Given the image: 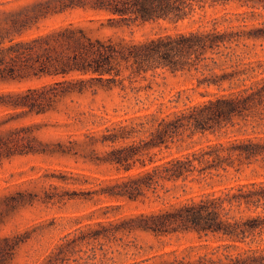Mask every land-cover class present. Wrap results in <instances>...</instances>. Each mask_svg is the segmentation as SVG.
<instances>
[{"label": "trees", "instance_id": "1", "mask_svg": "<svg viewBox=\"0 0 264 264\" xmlns=\"http://www.w3.org/2000/svg\"><path fill=\"white\" fill-rule=\"evenodd\" d=\"M232 1L258 5L256 0H57L41 2L33 13L6 20L0 25V86L48 78L52 81L0 89V164L28 155L73 158L77 163L108 167L116 174L101 178L66 171L59 182L80 186L79 193L68 194V199L144 202L154 197L161 203L173 189L185 188L188 183L241 172L258 163L264 165V134L242 133L249 125L264 126V61L249 59L242 48L249 47V40H264V22L246 31L241 30L243 25L219 29L217 21L211 29L115 41L96 36L106 25L90 19L86 21L100 22V27L71 21L24 37L42 20L76 9L110 13V24H178L193 22L197 9L208 2ZM160 68L193 75L196 89H205L200 92L204 99L189 100L180 107L185 91H179L169 100L176 105L167 111L161 103L155 110L126 111L114 121L90 113L93 124L100 118L107 121L105 126L83 132L81 140L67 142L44 143L38 136L42 124H24L51 113L66 98L97 95L100 90L120 88L128 107L132 102L140 106L144 101L141 89L135 86L138 78ZM235 132L242 135L230 136ZM198 135L217 139L198 148L179 150ZM175 148L177 152H173ZM85 185L92 187L87 189ZM65 198V194L47 195L49 201ZM14 204L9 203L8 211ZM4 213L0 212V229ZM95 225L97 229L78 228L63 236L43 264L69 260L78 242L139 231L156 236L193 233L205 239L180 253L174 250L163 254L173 257L158 264H264V180L238 182L169 202L156 210L125 215L114 223L108 220ZM211 237L217 244L210 242ZM22 242L19 237L0 236V264H9Z\"/></svg>", "mask_w": 264, "mask_h": 264}, {"label": "rangeland", "instance_id": "2", "mask_svg": "<svg viewBox=\"0 0 264 264\" xmlns=\"http://www.w3.org/2000/svg\"><path fill=\"white\" fill-rule=\"evenodd\" d=\"M55 1L57 0H0V25H4L6 20L15 15L33 13L35 7L41 2ZM256 1L258 3L256 6L253 2L244 1H232L228 4L208 2L204 8L197 9L193 22L186 20L178 24L167 21L143 24L137 22L131 25L114 21L110 24L108 22V18L111 17L110 13L76 9L42 20L24 37L29 38L48 32L71 21L82 22L93 28L100 27V22L86 21L90 19H99L106 25L105 28L95 33L96 36L110 37L115 41L122 38L139 41L166 32L198 28L211 29L217 21L219 29L243 25L241 30L247 31L261 27L264 22V0ZM247 44L249 47H242L246 52L245 56L253 61H264V40H249ZM51 81L52 79L48 78L5 84L1 85L0 89L40 86ZM196 83V78L191 74L172 73L160 68L138 78L135 86L141 89L140 95L144 101L140 106H135L132 102L128 107V104L123 102L124 92L120 88L112 91L100 90L97 95L87 94L66 98L59 102L51 113L28 119L24 124L32 122L42 124L43 127L38 131V136L44 143L81 140L83 132L102 129L107 123L106 120L98 118L97 123L93 124L89 119L90 113H96L114 121L124 116L126 111L133 113L139 108L155 110L161 103H165L162 108L167 111L176 105L175 102L171 103L169 100L175 99L179 91H185L178 103L180 107L189 100L197 102L204 99L200 92L205 89L203 87L196 89ZM242 133L264 134V126L254 128L249 125L243 128ZM242 133L235 132L230 136H241ZM216 139L212 135H198L192 143H184L179 150L184 151L192 146L198 148ZM173 152H177V149L175 148ZM66 171L82 172L91 177L101 178L116 174L108 167L97 168L81 162L77 163L73 158L49 155L20 156L0 164V212H5L0 236L24 239V242L15 250L9 264H43L45 258L53 252L63 236L78 228H84L85 231L97 229L98 226L95 224L99 221L111 220L114 223L125 215L156 210L169 202H176L203 192L219 190L238 182L264 180V165L258 163L244 168L241 172L231 171L222 177H214L201 183H188L185 188L173 189L165 203L155 201L154 197L144 202L106 198L97 201L78 197L68 199V194L74 191L79 193L80 186L59 182V177H64L68 173ZM55 186L57 189H54ZM83 187L88 189L92 185ZM54 193L65 194V200L49 201L47 195ZM9 203H15L10 211H8ZM106 212L107 214L104 215ZM204 241L205 239L193 233H178L169 236H156L143 231L130 234L118 233L115 236L111 235L110 239L101 238L78 242L69 260L56 264H158L164 259L173 257L163 256V254L174 250L180 253L185 247L204 243ZM210 242L217 244L216 239L212 237Z\"/></svg>", "mask_w": 264, "mask_h": 264}]
</instances>
